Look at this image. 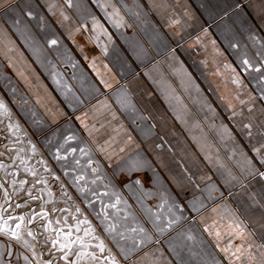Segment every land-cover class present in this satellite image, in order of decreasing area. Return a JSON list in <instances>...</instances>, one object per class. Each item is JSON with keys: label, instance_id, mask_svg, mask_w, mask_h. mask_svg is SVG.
Listing matches in <instances>:
<instances>
[{"label": "crops", "instance_id": "1", "mask_svg": "<svg viewBox=\"0 0 264 264\" xmlns=\"http://www.w3.org/2000/svg\"><path fill=\"white\" fill-rule=\"evenodd\" d=\"M4 4L8 7L0 6V68L9 69L19 89L0 71V96L21 132L34 137L37 155L47 162L51 175L60 177L52 180L69 195H80L72 175H64L71 169H61L52 152L65 136L75 135L74 145L90 149L95 165L112 179L116 191L132 197L131 203L124 199L130 207L121 205V215L126 210L132 228L145 227L154 242L128 261L112 243L122 264H152L161 251L164 260L174 261L169 239L184 243L180 230L162 236L156 233L137 196L153 212L162 202V194L186 210L190 201L200 199L207 205L203 210L206 218L215 216L213 207L227 205L239 210L248 203L239 184L227 181L229 171L244 180L237 165L240 149L253 155L242 128L250 118L248 105L241 101H247L249 93H259L240 60L258 62L259 45L251 37L264 38V0H71V7L68 0H0ZM52 38L59 42L56 47L48 43ZM226 65L236 68L242 87L232 82L233 74ZM121 99H126L123 107ZM222 126L232 132L235 143L223 134ZM7 142L0 139V153L9 154ZM137 157L146 161L139 171L121 170ZM77 158L82 164L88 160L79 152ZM0 163L7 170L12 167L11 159L4 156ZM86 171L91 179V170ZM4 178L5 170H0V181ZM133 180H140L143 190L133 184L130 192L127 185ZM107 182L90 187L103 192L102 183ZM244 183L253 191L259 187L255 180ZM210 184L219 189L212 193L214 200L209 199ZM14 195L12 203L23 205ZM3 202L0 189V204ZM38 203L37 212L41 210ZM33 208L28 205L23 212ZM94 209L99 211L98 203ZM188 214L196 219L194 213ZM241 219L249 230H259L244 215ZM188 227L183 225V230ZM221 231L219 244L225 247L229 238ZM194 234L198 235L193 246L197 256L191 259L211 258V253L221 264H228L213 237L204 233L201 245L199 234ZM24 239L34 243L30 237ZM35 246L39 251L40 245ZM0 252L5 264H25V256L32 259L22 243L5 236H0ZM184 254L189 258L187 251Z\"/></svg>", "mask_w": 264, "mask_h": 264}, {"label": "snow or ice", "instance_id": "2", "mask_svg": "<svg viewBox=\"0 0 264 264\" xmlns=\"http://www.w3.org/2000/svg\"><path fill=\"white\" fill-rule=\"evenodd\" d=\"M68 4L71 7V0H68ZM0 6L8 7L7 4ZM28 15L31 16L32 13L29 11ZM65 18L67 19V17ZM93 22L94 24L97 23L95 20ZM14 23L19 24V20H15ZM251 38L259 45L256 53L258 62L253 63L250 59L241 58L240 65L251 76V80L256 82V91L259 93L258 96H253L249 93L248 100L241 101L242 105H248L247 113L250 118L247 122L242 123V128L249 139L253 155L249 156L247 152L240 149L239 154L241 159L237 162V165L244 180H249L250 182L255 180L258 182L259 187L254 191L249 189L248 184H245L244 180H241L229 171L228 177H230V180L227 183L231 184L232 181H235L239 184L241 190L247 195L248 203L239 210L232 209L227 205L213 207L211 209L212 213L215 214L213 218H206L204 216L203 210L206 209L207 205L200 199L190 201L186 210L179 203L170 202L167 195L162 194V202L157 206V210L153 212L137 196V202L141 205V208L151 222L152 229L156 233L162 236L165 233L180 230L178 231V235L184 237V243H177L175 239H169L168 241V248L174 256V261L164 260V253L161 251L160 258L152 261V264H221V261L212 256L211 253H208V256L211 258L191 259V257L197 256V253L193 251V246L198 240V235L194 233L199 234V243L201 245L205 243L203 239L204 233H207L209 237H213L217 241L216 247L220 248V251L224 253L228 264H264V38L257 36H252ZM48 43L52 47H56L59 42L57 39L52 38ZM103 51L106 53L107 48L105 47ZM226 68L233 74L232 82L242 87L243 81L240 79L236 68L231 65H226ZM257 101H259V105H257ZM120 102L123 107L126 99H121ZM256 113H259V116H256ZM0 115L10 116V112L3 101H0ZM254 120L255 122H253ZM8 128L12 130L19 141V125L17 124L13 127L12 124H9ZM223 134L227 136L228 140L235 143L232 132L227 127H223ZM76 140L77 137L75 135L65 136L62 143L54 146L55 150L52 152L53 158L60 164L61 169H71V173L65 170L64 175H72V183L76 187L77 192L85 197L84 202L87 203V207L93 208L94 204H99V211L96 212L97 219L103 225L104 231L116 241L123 259L128 261L131 259L133 253L154 242L153 234L141 225H137L131 229L128 228L124 222L129 219V215L127 213L121 215V205H124L125 208L130 207V205L116 191L115 186L112 184V179L101 172L99 165H95L90 149L74 145L73 142ZM253 140H255V143H252ZM47 143L52 145L51 140L47 141ZM237 147L239 146L237 145ZM5 149L9 153H16V160H19L20 164L24 166V171L33 177V187H35V183L47 184V178L38 176L37 170L29 167L28 160L20 155L24 151L23 149L9 148L8 145H5ZM30 150L34 156L37 152L36 145L31 144ZM120 151L123 152L124 149L121 148ZM77 152H79L80 156L88 157V160L84 164L77 158ZM3 155L4 153H0V156ZM232 155H236L235 150H233ZM108 158L109 160L111 159V157ZM9 159H11V155ZM38 163L44 166L45 172L51 173V169L47 166L46 161L40 160ZM145 163L146 161L139 157L133 158L127 161L126 168H122L121 170H126L129 173L139 171ZM7 167L5 164L0 163V170H5V175L11 177L10 183L12 188L10 192L8 180L0 181V189L3 190L4 198V202L0 204V236H5L9 240L22 243L24 247L31 251L32 259L25 256V264H120L116 256L106 249L104 241L95 234L96 230L92 226V222L86 216L83 219L79 218L83 216L79 205L75 206L76 216H72L74 225L68 223V217L53 220L50 217V212L61 211L55 206L50 210H45L41 207L39 212L33 208L24 215L10 212L9 209L13 207L19 209L21 207H28V204L21 205L16 203L13 205L12 196L14 194L18 195L16 177L19 175V170L17 167L15 170L8 172ZM86 169L91 170V179H89ZM114 176L115 173H113ZM55 179L60 180V177L55 176ZM104 180L108 182L102 183V187L105 189L103 192L99 191V187H90V185H98ZM122 182L126 183V179L122 178ZM26 184H28V180H21L19 191H24V185ZM133 184L140 186L141 190H143L141 181L133 180L131 184L127 185L130 192L134 191ZM208 192L209 199L214 200L215 197L212 193L219 192V189L215 184H210ZM62 194L68 197L69 200L72 199L69 193L63 191V189ZM52 195L51 192L48 193L49 200L46 203H53L51 199ZM145 195L150 196L151 193H145ZM229 195H233L231 187H229ZM89 197L91 198L89 199ZM105 197L108 199L105 200ZM223 197L224 193L220 192V198L223 199ZM37 199H42V197L33 196L32 192L28 191L29 201ZM110 210L113 211L110 212ZM62 211L70 213V209L67 207ZM189 212L194 213L196 219H192L188 214ZM241 215H244L250 223L258 225L259 230L257 231L256 228L249 230V225L245 223L244 219H241ZM221 221H224V223H221ZM185 224L189 226L187 230H183V225ZM32 225H36V228H32ZM118 229L119 231H117ZM221 229L224 230L223 234H226L229 238V242L225 247H221L219 244L222 236ZM81 232H83V236L80 235ZM129 232L133 235L129 236ZM25 236L30 237L34 243H30L24 239ZM117 236L124 240L130 239L131 248L120 244ZM38 237H42V239H38ZM92 241L98 242L93 244ZM187 242H192V244L189 245ZM36 244L40 245L39 251L35 246ZM93 248L98 251L89 250ZM106 251L108 254L104 256ZM185 251H187L189 258L185 257ZM2 255L3 252H0V256ZM0 264H5V262L0 260ZM8 264H10V261Z\"/></svg>", "mask_w": 264, "mask_h": 264}, {"label": "rangeland", "instance_id": "3", "mask_svg": "<svg viewBox=\"0 0 264 264\" xmlns=\"http://www.w3.org/2000/svg\"><path fill=\"white\" fill-rule=\"evenodd\" d=\"M0 71L2 72V74L4 75V76H6V78L7 79H9L10 78V80L11 81H13V85H12V87L13 88H16L17 90L19 89V84H18V82H17V79H13L12 78V76L11 75H9V69H4L3 67H1L0 68ZM8 91L10 92V88H8ZM15 92V91H14ZM11 93V92H10ZM15 97H17V93L15 92ZM0 98L2 99V97L0 96ZM1 101H4L3 99L1 100ZM4 103L6 104V102L4 101ZM6 106L8 107V105L6 104ZM17 108H18V106H17ZM19 110V109H18ZM12 115H13V113H11ZM14 117V116H13ZM15 118V117H14ZM12 123H14V120H13V122L12 121H10V124H12ZM20 129V128H19ZM19 133V132H18ZM19 135H21V137L23 138L24 136L29 140V142L31 143V144H33V143H35V139H34V137H32V138H28L26 135H24L22 132H21V130H20V133H19ZM12 136V138L13 139H10L9 140V142L10 143H13L15 140H16V138H14L13 137V135H11ZM15 136V135H14ZM30 137V136H29ZM23 139H21V142L20 143H23L24 141H22ZM6 141H8V140H6ZM8 143V142H7ZM7 145H9V144H7ZM24 149H27V148H24ZM38 158H40L38 155H37V152H36V154H35ZM28 166H30L31 168H33V166L29 163L28 164ZM13 167V166H12ZM11 168V167H10ZM24 168V167H23ZM25 172V171H24ZM51 174V173H50ZM7 178H8V181H9V184L11 185V183H10V177H8L7 176ZM7 178H4V180H7ZM27 180H28V184H26V185H24L25 187H24V191H20V193H19V195H17V194H15L14 195V198L16 199V198H19V201H23V199L25 198V195H26V199H25V201L28 203V205L29 206H35V209L36 210H38V208H37V203L39 202V199H37V200H31V201H29L28 200V191H29V187H30V184L31 183H33L34 182V180H31V179H29V177L27 178ZM55 184H56V181L54 180L53 181ZM49 186H51V187H53L54 188V190L56 191H54L55 192V194H53L52 195V201H55L56 202V200H59V203H60V209H64V208H69L70 209V214L72 215V216H76V212H75V206L76 205H79L80 206V208H81V211L83 212V216H80L79 218L80 219H83L85 216L89 219V220H91V221H93L94 222V228H95V230H96V235L97 236H99V237H101L102 239H103V241H104V243H105V245H106V248L107 249H109L110 251H111V253L114 255V256H116L115 254H116V252H115V249H114V247L111 245L112 243L113 244H116L117 245V243H116V241H114L113 240V238L106 232V231H104V227H103V225L101 224V222H100V220L99 219H97V217H96V212H98V211H94V205H93V208H88L87 207V203H85L84 202V200H85V197L84 196H81V195H70L71 197H72V199L71 200H69L68 199V197H65L63 194H62V189H63V187L62 186H58V189H59V192H58V190H57V188L55 187V186H52V184L51 185H49ZM9 190L10 191H12V189H10L9 188ZM1 191L3 192V190L1 189ZM17 191H18V188H17ZM63 191H65L64 189H63ZM22 192V193H21ZM24 192L26 193L25 195H24ZM32 193H36V192H34V191H31ZM145 193H148L147 191H145ZM33 196H36V195H38V194H32ZM38 196H40V197H44L43 198V200L45 199V201L47 200V196H44V195H38ZM77 197H79V198H77ZM91 197H89V199H90ZM124 199H128L129 201H130V203H131V200H132V197L129 195L128 197H123ZM65 201H67V203H65ZM13 205H15V203L13 204ZM50 207L51 206H49L48 208H44L45 210H50ZM124 208V207H123ZM13 209H14V207H13ZM26 209V207H21V208H19V209H17V212H14V211H12V210H9L10 212H14L15 214H17V215H24V214H26L27 212H23L24 210ZM20 210V211H19ZM122 212V211H121ZM125 213H127L128 214V212L125 210V212H123V215L125 214ZM68 214L69 213H65V212H62L61 213V216H64V217H67L68 216ZM129 215V214H128ZM52 216V214H51V212H50V217ZM72 221H73V219H72ZM74 223V222H73ZM124 223H126L127 224V226H128V228L129 229H131L132 228V221L130 220V219H128L127 221H125ZM32 228H36V225H32L31 226ZM41 231H42V229H40ZM117 231H119V229L117 230ZM81 233H83V232H81ZM128 235L129 236H131V235H133L131 232H129L128 233ZM38 239H42V237H38ZM117 240L119 241V243L120 244H122V245H125L126 247H128V248H130L131 247V241H130V239L129 240H124V239H121L119 236H117ZM92 251H98V250H96L95 248H93L92 249ZM104 255H105V253H104Z\"/></svg>", "mask_w": 264, "mask_h": 264}, {"label": "water", "instance_id": "4", "mask_svg": "<svg viewBox=\"0 0 264 264\" xmlns=\"http://www.w3.org/2000/svg\"><path fill=\"white\" fill-rule=\"evenodd\" d=\"M2 99L0 98V101ZM4 102V101H3ZM5 104V103H4ZM6 105V104H5ZM9 110V109H8ZM10 112V110H9ZM14 120V123H12L13 127H15L18 122L15 118H13L11 116V112H10V116L8 115H0V139H5V140H9L10 139H13L11 135H13L14 138H16V135L14 136L12 130H10L8 128V125L10 124V121L13 122ZM19 125V124H18ZM18 132L20 133V129H18ZM21 139H23L22 141H24L23 143H20L21 142ZM10 143V142H9ZM1 146V145H0ZM9 148H18V149H23L24 151L20 153V155L22 157H24L25 159L28 160V162L33 166L34 169L37 170V174L38 176L40 177H46L47 178V184H41V183H35V187H33V183L30 184V187L28 188L29 191L35 189V192L39 195V193L41 194H46L44 196H47V200L45 201V199L43 200L44 197H42V199H39V203H38V206L40 207H44V208H48V206H51L50 209H52L54 206L58 209H60V203H59V200H56L53 201V203H46L48 200H49V196H48V193L51 192L52 194H55V190L53 187L49 186L52 184V186H55L57 189H58V184H57V181H56V184L53 182L52 179H55L53 175H51L50 173L48 172H45L44 171V166L41 165L40 163H38V161L42 160L41 158H38L36 155H32L31 153V143L29 142V140L24 136L23 138L21 137L20 135V140L18 141L17 138L16 140L13 142V143H10L9 144ZM24 148H27V149H24ZM10 154V153H9ZM9 154L8 153H4V157H6L7 159L9 158ZM16 153H12L11 154V161H12V166L11 167L12 169H8L7 171L8 172H11L13 170H15L17 167H18V170H19V175L16 177V181H17V188H18V194L20 193L19 191V188H20V181L21 180H24L29 177V179L33 180V177L29 174H27L26 172H24V166L20 164V161L19 160H16ZM9 164V165H10ZM30 167V166H29ZM6 176V175H5ZM10 181H11V177H10ZM11 186V185H10ZM38 186H42L43 188L41 189H37ZM25 187V186H24ZM55 191V192H54ZM58 192H59V189H58ZM22 193V192H21ZM36 193H32V194H36ZM26 193L24 192V195ZM28 194V193H27ZM36 195V196H38ZM26 199V195H25V198L23 199V202L22 204H25L24 200ZM27 200V199H26ZM61 211H57V212H51L52 216L51 218L53 220H55L56 218H63L64 216H61V213L63 212L62 209H60ZM70 213L68 214L67 217H70Z\"/></svg>", "mask_w": 264, "mask_h": 264}, {"label": "flooded vegetation", "instance_id": "5", "mask_svg": "<svg viewBox=\"0 0 264 264\" xmlns=\"http://www.w3.org/2000/svg\"><path fill=\"white\" fill-rule=\"evenodd\" d=\"M10 169H12V168H10ZM41 188H43V187H42V186H38V187H37V189H41ZM33 191L35 192V189H33ZM48 207H49V206H48ZM73 222H74V220L72 221V215H70V217H68V223L74 225ZM91 222H92V221H91ZM92 226H94V223H93V222H92ZM95 234H96V233H95ZM80 235L83 236V233H80ZM100 239L103 240L101 237H100ZM97 242H98V241H92L93 244H96ZM106 249H107V248H106ZM89 250L92 251V249H89ZM96 250H97V249H96ZM108 250H109V249H108ZM116 253L118 254V252H116ZM107 254H108V253H107V251H106L104 256H107ZM116 258H117V257H116ZM117 260H118V259H117ZM120 264H122V263L120 262Z\"/></svg>", "mask_w": 264, "mask_h": 264}]
</instances>
